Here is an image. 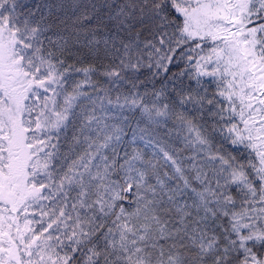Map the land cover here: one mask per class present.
Listing matches in <instances>:
<instances>
[{"label":"snow or ice","instance_id":"snow-or-ice-1","mask_svg":"<svg viewBox=\"0 0 264 264\" xmlns=\"http://www.w3.org/2000/svg\"><path fill=\"white\" fill-rule=\"evenodd\" d=\"M0 264H264V0H0Z\"/></svg>","mask_w":264,"mask_h":264}]
</instances>
